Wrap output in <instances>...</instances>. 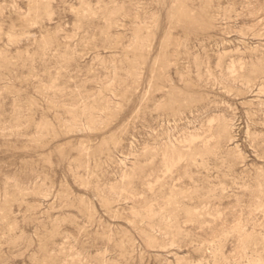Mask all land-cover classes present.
<instances>
[{
	"label": "rangeland",
	"instance_id": "obj_1",
	"mask_svg": "<svg viewBox=\"0 0 264 264\" xmlns=\"http://www.w3.org/2000/svg\"><path fill=\"white\" fill-rule=\"evenodd\" d=\"M0 264H264V0H0Z\"/></svg>",
	"mask_w": 264,
	"mask_h": 264
}]
</instances>
